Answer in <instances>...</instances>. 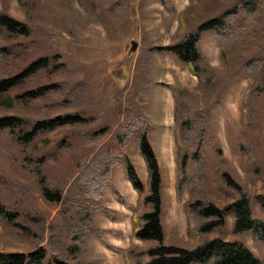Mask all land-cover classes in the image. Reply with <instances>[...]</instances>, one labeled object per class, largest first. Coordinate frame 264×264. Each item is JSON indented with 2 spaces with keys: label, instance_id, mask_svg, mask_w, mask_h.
<instances>
[{
  "label": "rangeland",
  "instance_id": "obj_1",
  "mask_svg": "<svg viewBox=\"0 0 264 264\" xmlns=\"http://www.w3.org/2000/svg\"><path fill=\"white\" fill-rule=\"evenodd\" d=\"M237 1L0 0V9L26 21L31 27V33L26 37L6 39L0 35V44L22 42L28 48V53L13 58L16 63L11 58L1 59L0 76L17 72L41 55L55 54L63 66L53 74V80L63 84L64 93L50 96H66L72 88L80 87L79 98L71 103L52 105L45 103L40 96L28 102L16 101L12 106L0 104V115L16 113L35 120L75 111L87 118L55 135L46 133L37 141L35 150L45 153L52 150L55 138L69 140L57 156L48 158L51 184L67 191L79 163L87 162L92 147V143L84 141L79 134L106 125L117 130L124 127L134 129L127 154L147 186V164L138 146L139 133L147 126L162 176L165 241L193 247L200 242V235L195 228L191 230L188 226L185 201L191 195L189 185L184 181L179 195L176 189L177 146L172 86H182L191 92L187 98V116L194 118L198 126H204L202 157L198 161L188 160L186 174L190 177L197 168H204L211 188L209 198L219 206L232 201L238 191L230 185L221 188V173L214 170L216 149L220 147L225 170L251 196L253 215L264 219V209L260 205L264 198V90L253 95L251 122L247 127L243 121V96L249 84L246 71L240 66L235 70L228 68L214 34L204 32L200 44L205 61L223 80L222 87L217 89L218 95L210 94L199 86L197 76L187 63L160 48L184 35L179 31L181 12L187 17L188 30H193L206 18ZM133 39L138 45L132 51ZM248 53V49H244V55ZM107 142L113 143L110 135ZM113 181L122 199L117 197L112 186L104 187L103 203L109 213L96 211L101 234L107 239L109 232L104 226H114L117 223L111 220H119L115 226L118 232L109 237V241L124 248L132 243L145 246L146 242L137 238L133 231L131 217L139 193L128 178L124 163L114 168ZM0 194L8 204L15 205L23 213L24 220L34 229L26 234L0 218V249L29 251L42 244L49 256L70 253L69 246L74 242L72 225L61 214L62 202L45 198L37 180L19 167L13 153L1 141ZM132 198L136 199L133 204L128 201ZM117 201L128 208L123 212ZM208 235L241 240L264 260V242L256 240L251 231L234 232L231 213L226 214L223 225L215 227ZM85 241L86 248L81 252L84 254L79 264H129L123 253L106 250L99 242L98 234L90 232ZM143 258L142 264H145L148 256Z\"/></svg>",
  "mask_w": 264,
  "mask_h": 264
},
{
  "label": "trees",
  "instance_id": "obj_2",
  "mask_svg": "<svg viewBox=\"0 0 264 264\" xmlns=\"http://www.w3.org/2000/svg\"><path fill=\"white\" fill-rule=\"evenodd\" d=\"M180 13V32L184 35L174 43L160 46L161 49L175 55L187 63L192 73L197 76L198 84L210 94L218 95L222 87V78L205 61L201 48L204 32L214 34L219 41L220 54L229 69H245L248 86L243 96V121L250 127V111L253 95L264 90V0H238L215 15L188 30L187 17ZM31 33L29 24L6 10L0 9V35L6 39L15 36L26 37ZM27 47L22 42L0 44V60L16 58L26 54ZM248 49V55H244ZM14 63L15 60H14ZM63 66L57 55H41L32 59L17 72L0 76V104L12 106L16 101L28 102L35 97H42L48 104H66L78 99L80 87H74L65 96L51 97L50 94L64 93L63 84L53 80V74ZM31 82V84H29ZM175 97L174 135L177 146V181L178 195L183 182L189 185L190 197L185 201L189 229L200 235V242L193 247H186L165 241L162 221V176L155 149L148 137L147 126L139 133L138 146L144 156L148 169V183L138 175L134 163L127 151L134 129L127 127L112 129L106 125L88 133H78L84 141L92 143L86 163H79L77 174L71 181L68 191L54 186L50 182L48 158L57 156L69 144L65 137L53 140L50 152H37V141L46 133L55 135L61 129L71 128L86 121L79 112L68 111L28 120L16 113L0 115V141L13 153L19 167L37 180L42 194L51 201L62 202V216L72 225L73 244L67 255H48L46 246L39 244L29 251H7L0 249V264H79L81 253L86 248V236L90 232L99 235L101 241L109 248L123 253L129 264H264L256 253L243 241L225 239L221 236L210 237L209 232L226 221V214L231 213L233 231H251L258 241L264 242V219L253 215L252 199L242 185L235 181L223 166L221 148L217 147L215 172L220 174L219 184L233 186L238 194L235 198L219 206L210 197V184L204 168H197L193 176L186 174L189 159L200 160L203 125H197L194 118L187 116V98L189 89L172 86ZM112 137L113 143L107 142ZM50 144V140H49ZM124 163L128 178L138 191L137 204L133 207V231L137 238L146 242L145 246L132 243L121 247L111 243L101 234L97 223L96 211L109 213L103 203V189L106 185L113 187L115 194L122 199L113 181L114 168ZM196 163V162H195ZM189 180V181H188ZM220 188V189H221ZM66 190V191H65ZM230 193V190H226ZM264 209V198L260 200ZM0 218L19 227L30 234L33 228L24 220L23 213L15 205H10L0 194ZM31 229V230H30ZM34 230V229H33Z\"/></svg>",
  "mask_w": 264,
  "mask_h": 264
},
{
  "label": "crops",
  "instance_id": "obj_3",
  "mask_svg": "<svg viewBox=\"0 0 264 264\" xmlns=\"http://www.w3.org/2000/svg\"><path fill=\"white\" fill-rule=\"evenodd\" d=\"M134 191H135V189H134ZM136 192V191H135ZM135 198H132V199H129L128 201L130 202V203H132L133 204V202H135V200H134ZM118 202V201H117ZM119 204H121L120 202H118ZM122 206V211L124 212L125 211V209H127L128 207L125 205V204H121ZM115 207H116V205H115ZM116 209H118V208H116ZM120 209V208H119ZM121 210V209H120ZM112 219H114V218H112ZM116 219V218H115ZM118 219V218H117ZM117 221H119V220H111V222H114V223H119V222H117ZM116 224V225H117ZM116 225H114V226H112V225H105L104 227L108 230V240H110L109 239V237H111V236H115V235H113V234H115L116 232H118L117 231V229H115L116 227ZM99 240V239H98ZM103 246H104V248L106 249V250H112V251H114L113 249H110L109 247H107L105 244H103L101 241H99ZM115 252V251H114ZM115 253H117V251L115 252Z\"/></svg>",
  "mask_w": 264,
  "mask_h": 264
},
{
  "label": "water",
  "instance_id": "obj_4",
  "mask_svg": "<svg viewBox=\"0 0 264 264\" xmlns=\"http://www.w3.org/2000/svg\"><path fill=\"white\" fill-rule=\"evenodd\" d=\"M137 45H138V42H137V40H132L131 41V48H130V50H135L136 49V47H137Z\"/></svg>",
  "mask_w": 264,
  "mask_h": 264
}]
</instances>
